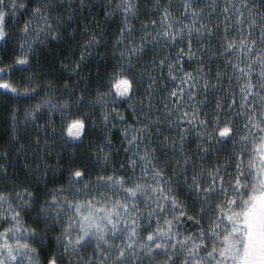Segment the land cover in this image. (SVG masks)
Masks as SVG:
<instances>
[{
    "label": "snow or ice",
    "instance_id": "1",
    "mask_svg": "<svg viewBox=\"0 0 264 264\" xmlns=\"http://www.w3.org/2000/svg\"><path fill=\"white\" fill-rule=\"evenodd\" d=\"M84 6L85 0H0V47L19 49L6 58L0 55V96L12 121L9 142L19 141L20 112L12 99L34 100L25 106L23 119L48 134L43 143L35 137L37 154L21 161L23 174L7 151L0 153V264H264V0H181L180 15L172 11L176 5L153 0L149 7L159 12V21L144 20L139 37L132 36L131 23L138 16V0L106 6L105 17L122 13L112 44L119 55L112 53L117 64L105 90L97 87L94 95L81 88L80 73L88 56L105 55L108 37L87 17V23H78ZM183 16L190 21H182ZM178 39L184 47L175 59L153 50L161 40ZM52 42L79 49L78 56L56 61L77 74L76 81L65 79L60 85L67 95L59 101L53 98L60 93L50 73L36 62L40 47ZM197 52L208 61L223 56L230 74L217 66L213 76L200 62L189 71L180 64L177 76V61ZM149 64H166L168 76L177 81L164 96L172 107L163 104V112L175 114V121L162 120L159 111L151 114L158 77L147 70ZM198 84L204 92L219 91L218 85L228 92L226 101L217 97L210 117L201 116L199 104L207 96L197 101ZM184 85H190L187 101ZM124 100L134 112L132 101L138 100L144 120L129 125L132 133L122 129L129 155L119 168L96 167L112 159L107 135L91 147L87 159L66 147L83 144L88 134L89 114L82 105L99 107L107 127L110 114L123 119L116 105ZM42 110L49 113L47 127L38 123ZM52 113L60 118L59 130ZM165 123L168 128L162 130ZM189 128L195 130L191 148ZM23 148L20 142L16 153ZM58 172L67 173L66 183ZM187 221L196 226L195 234L183 228Z\"/></svg>",
    "mask_w": 264,
    "mask_h": 264
},
{
    "label": "trees",
    "instance_id": "2",
    "mask_svg": "<svg viewBox=\"0 0 264 264\" xmlns=\"http://www.w3.org/2000/svg\"><path fill=\"white\" fill-rule=\"evenodd\" d=\"M78 0H56L58 4H75ZM140 7L138 9V16L131 20V23L134 26L135 31H133V37H139L141 34L140 26L144 20L149 19H157L159 21V12L154 9L150 8L149 6L153 3V0H138ZM200 3H207L209 0H198ZM218 3H222L223 0H217ZM117 0H85V6L83 7L81 13V20L78 23L84 24L87 23V20H91L93 24L98 25L99 29H102L105 32V35L108 37L107 43L103 46V51L105 52L104 56H97L95 54L90 55L86 58L83 66L82 72L80 73L81 76L84 77V80L81 83V88H86L87 91L95 94L97 87L103 91L105 88L104 85L107 84V76L112 71L113 66L117 64V59L113 57L112 53L116 52L117 57L119 55L118 50L112 47L114 42V34L118 32L119 25L122 23V13L120 10L115 11L112 15L105 17V7L111 5V7L115 8ZM161 4L171 3L176 5L172 9V11L176 15H180L182 11L181 0H160ZM89 5L91 7H89ZM219 14V9H217L216 14ZM87 17V20L84 19ZM190 17L183 16L181 20L185 23L190 21ZM150 27V26H149ZM222 27V26H221ZM14 38L18 39V34L14 33ZM80 39L79 33H77L76 40ZM217 38L214 37L212 43L216 44ZM149 49H153V45H148ZM180 47H184V43L179 41L176 42L171 41H163L155 44V48L153 49L155 52H168L170 58L175 59L177 56V49ZM55 49V51H53ZM15 50L17 48H13L11 44L5 50L3 47H0V55L4 56L5 53L16 54ZM195 50V49H194ZM62 55H67L70 58L73 56L79 55V49L75 46L69 48L63 42H52L48 45V47L41 46L39 49V56L36 58V62L44 68L46 72L50 73V79L54 85H56V90L58 95L54 96L53 98L59 101L62 96H66L67 93H63L60 85H62L65 79H70L71 81L77 80V74L67 72L65 69L61 67L58 61ZM11 56V55H10ZM201 54L199 52L196 53L195 57H187L185 56L182 60L177 61L176 68H174V72L177 76L180 73L177 71L180 64L183 65L184 71L194 70L197 67V64L200 62L205 63L206 67H210L212 70V75H215V70L217 66L220 69L230 74V69L225 68L222 65L224 61L222 59L223 56H215L211 57V60H202L199 59ZM145 59H150V57H146ZM143 64V61H141ZM147 70H150L152 74L158 77L157 86L153 90L154 100H153V111L152 115L156 114V111L160 112V116L162 120H173L175 121V114L168 115L163 112V104L168 103L169 107H172L170 101H165L164 96L167 93V90L176 86L177 81L172 79V77L168 76V68L165 64L164 66H157L152 67L150 64L147 66ZM160 80H163V84H160ZM223 85H227V77H225L223 81ZM190 85H184L185 88V101H187V89ZM234 86V82H233ZM43 87V85H42ZM219 91L209 89L207 92H204L203 88L198 84V96L196 97L197 101L201 98V96H207V100L203 104H199L201 109V116L205 113L208 114L210 117L212 113L215 111V104L217 101V97L221 99V101H226V97L228 92L225 91L222 85L217 86ZM143 95V89L141 88L138 96ZM239 97L237 96V100ZM12 103H18V108L20 112V116L17 118L16 121V134L19 137V141H13L12 137L10 136V129L12 127V121L10 116L7 113V104L5 102V98L0 96V153L7 151L10 155L11 160L15 165V169L20 171L23 174V169L21 167V161L25 158L28 160H33L36 157V144H35V137L39 136L41 143H43L44 139L48 136L47 133L40 127L36 122L31 120H24L23 113L25 106L29 103H34L35 101L29 100H21L19 102L15 101V99L11 100ZM132 104L135 106V112L133 111L132 107H129V102L124 100L122 103L117 102V107L123 113V119L116 117L114 114H110L109 122L107 127L105 122L102 121L100 115V108L95 107L92 108L91 106L85 104L81 107L85 110L87 114H89L90 120V127L87 136L84 138L83 144H68L66 147L74 148L75 154L78 158H89V151L93 145H97L103 142L104 137L107 135L112 141V159L107 164L101 162L100 164L96 165L97 168L101 170L107 168L109 171L112 169L113 166L119 168L121 163H125L128 158L129 153L125 151V148L128 147L126 141L124 140V133L122 129L127 128L129 133H132V129L129 128V125H137L138 123L143 122L144 117L140 115V113L144 110L141 105L139 104L138 100L132 101ZM227 103L223 102L222 107L227 108ZM238 111V109H237ZM53 117V121L57 126V130H59V122L60 118L56 113L51 114ZM49 113L45 111H41L40 115L38 116V123L40 125H44L47 127ZM161 129H167L168 125L162 124L160 125ZM173 131H179L178 128H173ZM189 135L186 137L187 146L191 148L195 143V130L189 128ZM154 132V130H153ZM149 133H145V140ZM20 142L24 144V148L21 150L19 154L16 153V148L19 147ZM57 146L60 144V140L56 138ZM59 148L57 147V151ZM107 150V149H105ZM96 155L95 152L92 153ZM55 155L56 152L52 153V160H48L47 162L50 164H54L55 162ZM65 159L67 158V153L64 154ZM47 159V157H45ZM65 159L60 161L61 164L65 163ZM211 159V158H209ZM91 166V163H90ZM41 168H43V164H41ZM125 170L131 171L127 164H125ZM139 171V169H137ZM106 174V173H105ZM122 174V173H121ZM58 177H60L61 183H66L64 177H66L67 173H63L61 175L59 172L57 173ZM97 172L95 170L92 171V176L95 177ZM195 225L191 221H187L183 228L187 229L188 231H192L195 234Z\"/></svg>",
    "mask_w": 264,
    "mask_h": 264
},
{
    "label": "rangeland",
    "instance_id": "3",
    "mask_svg": "<svg viewBox=\"0 0 264 264\" xmlns=\"http://www.w3.org/2000/svg\"><path fill=\"white\" fill-rule=\"evenodd\" d=\"M233 31H235V29H233ZM15 52L18 53L19 52V49L17 48V50H15ZM10 55L12 56L14 54H10ZM10 55L8 53H5L3 57L6 58V57H9ZM222 59L224 60V57H222ZM222 65H224V61L222 62ZM228 69H230V67Z\"/></svg>",
    "mask_w": 264,
    "mask_h": 264
}]
</instances>
